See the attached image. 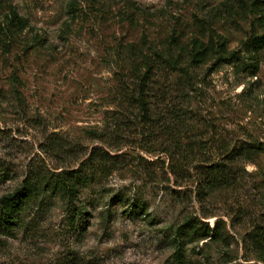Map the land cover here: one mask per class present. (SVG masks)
<instances>
[{
	"label": "rangeland",
	"instance_id": "obj_1",
	"mask_svg": "<svg viewBox=\"0 0 264 264\" xmlns=\"http://www.w3.org/2000/svg\"><path fill=\"white\" fill-rule=\"evenodd\" d=\"M263 32L264 0H0V264H264Z\"/></svg>",
	"mask_w": 264,
	"mask_h": 264
},
{
	"label": "trees",
	"instance_id": "obj_2",
	"mask_svg": "<svg viewBox=\"0 0 264 264\" xmlns=\"http://www.w3.org/2000/svg\"><path fill=\"white\" fill-rule=\"evenodd\" d=\"M249 48L252 50L253 54L250 57V62L254 67V72L258 70L259 61L257 58V52L264 49V32L260 35L253 36L249 41ZM235 52L232 53L231 57L234 56ZM149 87L148 79L142 78L140 83L138 84L139 95L134 96L132 98L136 101L138 105V112H135L136 119L134 120L138 124L143 121L145 124H149L152 121L150 116V104L147 99V89ZM140 120V121H139ZM142 120V121H141ZM95 153L92 152V155L86 159L79 168L75 170H70L66 172H61L56 175L55 185L56 187L66 193L71 199H74L76 196V191L78 185L87 177L82 174V170L88 165L92 167V163H94L93 158ZM223 163L213 162L210 165H207L208 172L211 174H223L227 171ZM212 188L215 187V184H209ZM22 195L20 193H11L6 196L0 198V220L6 225H14L17 223L16 212L18 210L19 205L21 204ZM78 213V212H77ZM208 234L211 233L210 228H208Z\"/></svg>",
	"mask_w": 264,
	"mask_h": 264
}]
</instances>
